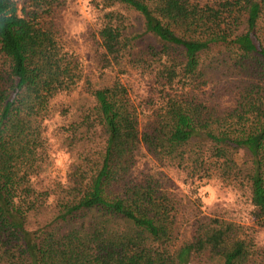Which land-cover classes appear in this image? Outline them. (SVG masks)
Segmentation results:
<instances>
[{"label": "trees", "instance_id": "16d2710c", "mask_svg": "<svg viewBox=\"0 0 264 264\" xmlns=\"http://www.w3.org/2000/svg\"><path fill=\"white\" fill-rule=\"evenodd\" d=\"M91 3L83 35L99 77L112 72L99 86L42 23L67 0H0V264H264L233 221L194 214L179 233L168 176L189 194L214 178L246 191L264 227V0ZM129 72L152 84L148 127ZM80 83L91 102L67 119L53 101ZM54 113L72 158L61 181L47 174Z\"/></svg>", "mask_w": 264, "mask_h": 264}, {"label": "rangeland", "instance_id": "374dc122", "mask_svg": "<svg viewBox=\"0 0 264 264\" xmlns=\"http://www.w3.org/2000/svg\"><path fill=\"white\" fill-rule=\"evenodd\" d=\"M97 22V12L91 0H67V5L64 8L57 10L52 16L44 18L42 21L45 27L55 33L62 45L77 57L84 73L93 84L99 86L109 82L112 72L108 71L99 77L93 63L92 44L83 35L89 25L93 27ZM121 79L128 84L135 98L142 103L143 114L140 118V128L148 127L153 112L151 105L145 101L149 98L155 99L152 84L134 72L122 75ZM209 80L215 83L218 88L227 86L231 82L226 76H213V74ZM90 102L91 99L84 91L83 84L80 83L69 95L62 94L54 99L53 105H56V110L66 107L69 110L67 119H71L80 108ZM64 122L65 119L56 113L45 122L47 136L52 147L51 164L47 174L50 179L56 178L59 181L63 180L72 161L71 156L59 147V139L56 136L59 126ZM141 153H146V151L142 150ZM145 159L151 158L143 154L140 156L141 164ZM168 176L182 202L177 222L179 233L188 235L194 214L218 216L246 227V233L253 239L256 246L264 250V227H259L254 223L250 214L252 207L246 191L214 178L198 183L195 192L189 194L186 186L181 182L180 176H176L174 173H168Z\"/></svg>", "mask_w": 264, "mask_h": 264}]
</instances>
